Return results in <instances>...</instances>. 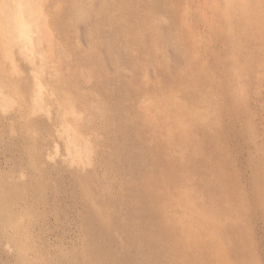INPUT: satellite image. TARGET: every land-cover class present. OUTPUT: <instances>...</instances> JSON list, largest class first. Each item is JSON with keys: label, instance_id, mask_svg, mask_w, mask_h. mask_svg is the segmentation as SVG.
Listing matches in <instances>:
<instances>
[{"label": "rangeland", "instance_id": "1", "mask_svg": "<svg viewBox=\"0 0 264 264\" xmlns=\"http://www.w3.org/2000/svg\"><path fill=\"white\" fill-rule=\"evenodd\" d=\"M234 1L98 0L115 62L51 0L54 52L22 64L24 100L0 111V173L46 186L12 203L27 264H98L87 213L125 255L111 264H264V0ZM150 241L158 261L136 253Z\"/></svg>", "mask_w": 264, "mask_h": 264}, {"label": "bare ground", "instance_id": "2", "mask_svg": "<svg viewBox=\"0 0 264 264\" xmlns=\"http://www.w3.org/2000/svg\"><path fill=\"white\" fill-rule=\"evenodd\" d=\"M66 2L69 4L68 12L73 17L72 26L78 30H87L89 38L97 37L95 49L100 59L120 61L121 58L116 55L113 37L102 30L105 15L102 8L98 7V0H66ZM240 3L245 5L244 1L240 0ZM241 7L243 10L244 6ZM50 8L51 0H0V97L3 98L0 102V111L2 112L15 105L21 106L24 100L22 64L35 58L43 60L44 52L47 55H52L54 52L55 38L60 26L56 12L48 16L51 13ZM243 14L240 15L243 16ZM179 59V56L175 55L174 65ZM6 63H10L11 67ZM37 183L35 188L26 184L11 183L0 173V246L8 255H16L14 264H27L23 255L27 249L24 236L26 224L30 222V214H16L12 209L13 199L25 193L31 194L32 191L37 193L38 200H42L46 186L39 180ZM57 186L56 183L52 185V188L55 189ZM84 228V249L87 259L95 257L98 264H111L112 260L118 262L124 260V254L116 253V240L104 235L102 229L95 225L90 213L84 217ZM157 245L156 241H150L144 246L138 245L136 253L144 249L152 250L154 255L152 259L158 261L164 248L161 246L159 248ZM79 259L82 258L62 257L47 264H75L76 262L87 264Z\"/></svg>", "mask_w": 264, "mask_h": 264}]
</instances>
